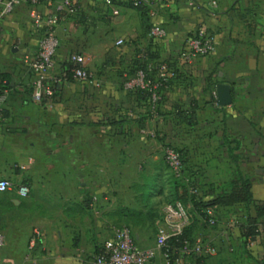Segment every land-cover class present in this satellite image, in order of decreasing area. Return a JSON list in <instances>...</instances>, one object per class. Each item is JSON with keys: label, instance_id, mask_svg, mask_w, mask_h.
Instances as JSON below:
<instances>
[{"label": "crops", "instance_id": "obj_1", "mask_svg": "<svg viewBox=\"0 0 264 264\" xmlns=\"http://www.w3.org/2000/svg\"><path fill=\"white\" fill-rule=\"evenodd\" d=\"M33 9L45 25L49 0L24 3L0 19V76L8 83L0 178L30 187L27 197L0 192V264H92L122 226L139 245L154 246L161 208L174 196L164 156L169 142L184 149L201 184L218 181L227 168L251 181V203L219 211L215 225L198 216L193 236L204 249L196 257L202 264H264V0H170L145 23L137 9L113 15L102 0H80L79 12L61 17L56 29L61 44L45 80L52 96L37 90V75L25 63L43 28L34 24ZM79 13L94 24L78 20ZM116 22H128L125 45L107 38L116 37ZM148 25L163 26L165 38H151ZM199 27L214 35L216 49L185 62L183 42ZM73 52L85 55L99 86L72 71L69 77ZM140 54L152 77L160 61L171 70L155 110L124 85L123 71L132 77ZM219 83L230 84L231 105L217 103ZM35 91L44 94L41 101ZM36 229L43 238L32 249ZM155 264H168L162 251Z\"/></svg>", "mask_w": 264, "mask_h": 264}, {"label": "built area", "instance_id": "obj_2", "mask_svg": "<svg viewBox=\"0 0 264 264\" xmlns=\"http://www.w3.org/2000/svg\"><path fill=\"white\" fill-rule=\"evenodd\" d=\"M41 0H0V19L15 11L16 8L24 3L30 2L31 5H38ZM103 3L110 8L111 14L118 15L124 9H128V2L135 7L140 4H146L152 17L158 15L160 10L168 5L170 0H102ZM80 0H49L52 14L44 25L42 15L36 10H32L34 24L42 28L41 37L39 39V48L36 53L27 55L25 63L37 75L35 86L37 90L44 89L46 96H52L54 91L52 87H45V80L48 73L54 68V58L61 41L56 32L61 22V17H71L79 12ZM150 37L155 40H162L166 36V29L161 25H153L150 29ZM127 39L119 38L117 45H125ZM215 37L204 27H199L190 33L184 40L180 56L183 61L188 62L197 57H205L215 51ZM140 57L146 58L145 54ZM85 55L79 52H73L70 55V62L73 64L71 71L75 79L88 83L90 85L99 86L94 73L85 65ZM159 72L157 77H152L150 71L145 68H139L132 77H128L125 73V87L132 89L148 90L150 92V101L153 109H157L162 99L161 88L166 85L170 67L168 61H160L158 63ZM42 92L35 91L32 97L36 101L43 99ZM8 100L6 89L0 87V119L4 116L5 104ZM164 156L168 168L172 175L184 183L190 195L196 197L202 195L199 185L194 179L187 174L184 164V158L179 148L172 144H166L164 147ZM16 190L21 197H27L30 193V187L25 183H15L9 178H0V192ZM208 214L212 212L208 210ZM191 206L180 200L169 201L161 208V215L157 222V232L155 245L143 247L139 245L128 226H122L114 231V234L105 241L103 252L98 254L92 261V264H155L158 251H162L163 256L168 264H171L169 253V241L173 238L181 236L184 230L192 222ZM209 225H215L216 219L210 216L207 219ZM43 238L41 229L34 230L30 239V248L39 246ZM5 245V235L0 232V259ZM186 245L188 243L186 242ZM186 249H190L186 246ZM204 242L201 238H197L194 246L190 249L196 254L202 253ZM194 264L182 259L176 260L174 264Z\"/></svg>", "mask_w": 264, "mask_h": 264}, {"label": "trees", "instance_id": "obj_3", "mask_svg": "<svg viewBox=\"0 0 264 264\" xmlns=\"http://www.w3.org/2000/svg\"><path fill=\"white\" fill-rule=\"evenodd\" d=\"M127 6L140 11L143 23L148 22L149 7L146 4H140L139 6L135 7L132 3L128 2ZM147 29L150 30L149 25L147 26ZM144 59L145 58L140 57V63L138 64L137 70L139 68H144ZM72 67L73 64L71 63L68 70L69 77L72 75ZM124 72L128 73V70H124L122 73L125 81ZM6 80L7 79L5 77L0 76V87H2L3 89H6L8 87V83H6ZM138 92L145 98L150 99V92L148 90L138 89ZM179 150L184 158V164L187 174L193 178L192 173H190V170L186 165L187 154L185 153L184 149ZM173 179L174 197L176 198V200H180L185 204L190 205L193 216L191 224L184 230L183 234L169 241L171 264H174L175 261L179 259L187 261L192 260V257L194 256L196 257V253L194 251H191L190 249L194 246L197 240V237L193 236V231L195 230L199 215H201L205 219V222H207V219L210 216L215 218L217 213H219V211L223 209L239 203L248 204L252 202L251 181L248 176L243 175V173L237 168H227L226 174L223 177L219 175L218 181L216 182L202 181L201 184L199 181L197 182V180H194L195 183L197 182L199 184V187L202 191V195L198 197L190 195L187 186L179 179L174 176ZM208 210L212 212L211 215L208 214ZM251 234H253V232ZM186 242L188 243V245H186ZM186 246L190 249H186ZM102 252L103 250L99 254H101ZM192 261L194 264H202L201 259L198 257H196L195 260Z\"/></svg>", "mask_w": 264, "mask_h": 264}, {"label": "rangeland", "instance_id": "obj_4", "mask_svg": "<svg viewBox=\"0 0 264 264\" xmlns=\"http://www.w3.org/2000/svg\"><path fill=\"white\" fill-rule=\"evenodd\" d=\"M122 13V12H121ZM120 13V14H121ZM124 13V12H123ZM122 15V14H121ZM124 15V14H123ZM78 20H82V19H85L86 21H87V23H90V24H94L93 23V21H92V19L91 18H89V17H85L82 13H79L78 14ZM118 19H119V17H118ZM127 23V25L126 26H124V24H126ZM126 23H121V22H116V24H115V26L113 27V29H112V31L115 29L116 31H115V33H116V37L115 38H112V37H107L108 39H111V40H109V43H111L112 41H116V40H118V39H116L117 37H119V38H125V39H127V42H128V22H126ZM114 34V33H113ZM169 144H172V145H175L176 147H178L179 149H181V147L178 145V143L176 142V143H174V142H169ZM170 181H169V183H170V185H172V189H173V182H174V179H173V176H172V173H171V176H169V178H168ZM201 193H202V191H201ZM167 200L168 201H176V198L174 197V196H169L168 198H167Z\"/></svg>", "mask_w": 264, "mask_h": 264}, {"label": "water", "instance_id": "obj_5", "mask_svg": "<svg viewBox=\"0 0 264 264\" xmlns=\"http://www.w3.org/2000/svg\"><path fill=\"white\" fill-rule=\"evenodd\" d=\"M216 100L220 106H228L232 104L231 86L227 83H219L216 90Z\"/></svg>", "mask_w": 264, "mask_h": 264}]
</instances>
